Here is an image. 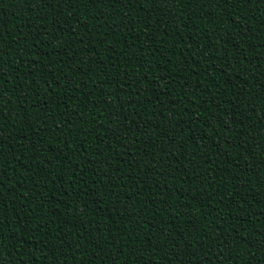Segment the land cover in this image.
Here are the masks:
<instances>
[{"label":"trees","instance_id":"16d2710c","mask_svg":"<svg viewBox=\"0 0 264 264\" xmlns=\"http://www.w3.org/2000/svg\"><path fill=\"white\" fill-rule=\"evenodd\" d=\"M262 233L264 0H0V264H264Z\"/></svg>","mask_w":264,"mask_h":264},{"label":"snow or ice","instance_id":"6c2138e0","mask_svg":"<svg viewBox=\"0 0 264 264\" xmlns=\"http://www.w3.org/2000/svg\"><path fill=\"white\" fill-rule=\"evenodd\" d=\"M238 2H240V3H251L252 0H238ZM173 118H175V117H173ZM261 235L264 236V233H262ZM225 238L226 237L224 235H221L219 237V240L223 241ZM2 244H3V241H0V245H2ZM221 246H223V245H221ZM262 254H264V253H262ZM256 255H257L256 253L252 254V258H250V264H252V260L256 257ZM234 259H238V258L234 257ZM255 264H260V262L259 261H255Z\"/></svg>","mask_w":264,"mask_h":264}]
</instances>
